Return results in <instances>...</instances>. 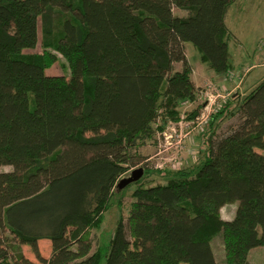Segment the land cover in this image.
<instances>
[{
	"label": "trees",
	"instance_id": "trees-1",
	"mask_svg": "<svg viewBox=\"0 0 264 264\" xmlns=\"http://www.w3.org/2000/svg\"><path fill=\"white\" fill-rule=\"evenodd\" d=\"M233 1L0 0V166H12L0 171V264H39L21 244L40 264H216L218 233L226 264H250V249L264 247V78L231 110L238 123L205 138L197 168L142 186V166L105 249L89 236L141 146L162 132L157 117L178 120L177 107L196 99L184 43L213 72L231 68ZM57 54L68 76L47 72Z\"/></svg>",
	"mask_w": 264,
	"mask_h": 264
},
{
	"label": "rangeland",
	"instance_id": "rangeland-1",
	"mask_svg": "<svg viewBox=\"0 0 264 264\" xmlns=\"http://www.w3.org/2000/svg\"><path fill=\"white\" fill-rule=\"evenodd\" d=\"M173 11L182 14L176 8ZM225 21L230 32L228 50L231 68L227 73L213 72L200 60L198 50L190 42L184 43V52L192 69L191 77L197 88L196 99L193 102H183L177 107L178 120L165 115L157 117L155 125L163 127L162 132L157 131L154 138L141 146L140 155L133 159L131 168L124 177L128 176L131 170L144 166L147 171L140 184L148 186L165 183L170 171L195 169L205 154V138L211 130L221 135L238 123V116L231 114V110H234L237 102L264 78V0H234ZM24 51L40 52L41 48L38 44L36 48ZM57 56L58 60L47 72L68 76L65 59L59 54ZM180 67V63L173 65L175 70ZM104 83V79H99L98 85L101 89ZM197 105H201L199 114L191 118L190 112ZM98 111H95V114ZM256 150L264 153L262 149ZM11 169V165L0 166V171ZM21 171L19 170V173ZM136 186V183H129L112 196L101 223L89 230L92 250L96 247L104 250L113 235L119 216L126 220L132 200L131 193ZM236 207L237 201L226 203L220 208V216L226 220L231 219ZM210 244L216 264H226L221 233L216 234ZM18 248L23 255L40 264L30 246L21 244ZM17 251L14 248L13 254ZM38 252L47 258L50 255L49 242L41 241L38 244ZM246 258L250 264H264V247L256 246L250 249Z\"/></svg>",
	"mask_w": 264,
	"mask_h": 264
},
{
	"label": "water",
	"instance_id": "water-1",
	"mask_svg": "<svg viewBox=\"0 0 264 264\" xmlns=\"http://www.w3.org/2000/svg\"><path fill=\"white\" fill-rule=\"evenodd\" d=\"M142 173H143V169L141 167L137 169H133L128 176L122 177L119 180L118 188L120 189L126 186L127 184L136 181L137 179L141 177Z\"/></svg>",
	"mask_w": 264,
	"mask_h": 264
},
{
	"label": "crops",
	"instance_id": "crops-1",
	"mask_svg": "<svg viewBox=\"0 0 264 264\" xmlns=\"http://www.w3.org/2000/svg\"><path fill=\"white\" fill-rule=\"evenodd\" d=\"M192 78V77H191ZM47 241V242H49V240H47V239H40L39 241H38V244L41 242V241ZM50 243V242H49Z\"/></svg>",
	"mask_w": 264,
	"mask_h": 264
}]
</instances>
